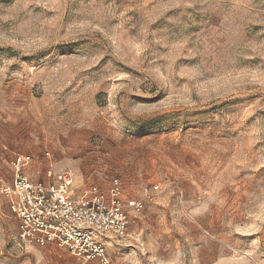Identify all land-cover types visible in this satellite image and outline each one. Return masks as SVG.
I'll return each instance as SVG.
<instances>
[{
  "label": "rangeland",
  "instance_id": "1",
  "mask_svg": "<svg viewBox=\"0 0 264 264\" xmlns=\"http://www.w3.org/2000/svg\"><path fill=\"white\" fill-rule=\"evenodd\" d=\"M15 153L144 200L110 264H264V0H0V264H81L19 239Z\"/></svg>",
  "mask_w": 264,
  "mask_h": 264
},
{
  "label": "built area",
  "instance_id": "2",
  "mask_svg": "<svg viewBox=\"0 0 264 264\" xmlns=\"http://www.w3.org/2000/svg\"><path fill=\"white\" fill-rule=\"evenodd\" d=\"M33 162L30 154L12 155V183L1 187L19 220V239L27 245L65 249L81 264H110L109 245L130 235L132 213L144 209V200H126L118 176L110 179V188L94 183L76 195L72 171H55L49 164L42 177H33L28 172Z\"/></svg>",
  "mask_w": 264,
  "mask_h": 264
},
{
  "label": "crops",
  "instance_id": "3",
  "mask_svg": "<svg viewBox=\"0 0 264 264\" xmlns=\"http://www.w3.org/2000/svg\"><path fill=\"white\" fill-rule=\"evenodd\" d=\"M107 182V181H106ZM97 183V184H100L101 186H103L104 188H106V187H109V185L107 184V183ZM105 184V185H104ZM90 186H86V188L85 189H80L79 190V192H76L75 191V188H74V193L76 194V195H81V194H83L88 188H89Z\"/></svg>",
  "mask_w": 264,
  "mask_h": 264
}]
</instances>
